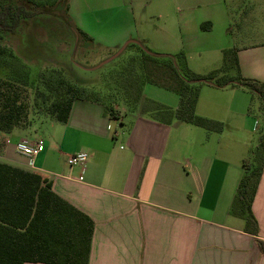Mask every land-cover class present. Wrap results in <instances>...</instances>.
Wrapping results in <instances>:
<instances>
[{"label":"crops","instance_id":"1","mask_svg":"<svg viewBox=\"0 0 264 264\" xmlns=\"http://www.w3.org/2000/svg\"><path fill=\"white\" fill-rule=\"evenodd\" d=\"M67 12L78 31L111 53L136 44L171 56L168 30L176 25L220 27L229 37L233 25L259 30L245 47L230 40L204 51L234 48L240 75L264 83V0H68ZM241 88H200L195 113L221 122V133L180 121L165 125L142 111L112 121L103 104L76 100L66 124L48 137L0 134V163L50 181L57 196L93 221L87 264H264L255 238L243 232L244 221L230 214L242 161L253 149ZM160 89L172 96L150 100L176 108L177 94ZM260 104L264 125V100ZM21 139L43 142L32 167L15 151ZM77 152L86 162L69 167L68 157ZM251 211L264 242V165Z\"/></svg>","mask_w":264,"mask_h":264},{"label":"trees","instance_id":"2","mask_svg":"<svg viewBox=\"0 0 264 264\" xmlns=\"http://www.w3.org/2000/svg\"><path fill=\"white\" fill-rule=\"evenodd\" d=\"M44 1L54 6L58 0ZM33 5L39 7L41 4L35 0H21L13 9L0 6V40L3 33L15 34L22 20L45 11L32 9ZM201 29L208 28L202 24ZM78 33L92 42L86 34ZM127 47V59L114 73V82L110 84L111 89L120 91L126 108H135L142 98V88L148 84L178 96L175 109L143 100L142 112L153 121L165 125L180 121L208 133H221L224 127L221 122L195 113L200 88L204 85L195 83L198 80L218 88L244 87L264 100V83L240 75L234 48L222 51L219 69L201 76L188 69L183 53L152 55L136 44ZM8 57L20 60L11 48L0 44V72L9 67ZM148 66L158 81L147 74ZM27 70L10 68L6 75H0V134L8 135L15 129L30 126V113L48 115L57 123L66 124L74 101L101 103L95 90L70 84L60 70L40 75L35 82L30 80ZM104 113L112 121L120 118V112L112 107H106ZM263 165L264 134L258 137L250 157L242 161V177L230 207V214L244 221L243 232L255 238L262 256L264 242L257 239L258 224L251 206ZM93 230V221L57 196L50 181L0 163V264H87Z\"/></svg>","mask_w":264,"mask_h":264},{"label":"rangeland","instance_id":"3","mask_svg":"<svg viewBox=\"0 0 264 264\" xmlns=\"http://www.w3.org/2000/svg\"><path fill=\"white\" fill-rule=\"evenodd\" d=\"M35 1L41 5L39 7L33 5L31 6L32 9H44L45 11L32 18L22 20L16 28L15 34H2L0 44L11 48L20 60L8 57L9 67L1 71L0 75H6L10 68L18 70H27L28 68L30 80L35 82L40 75H47L51 71L55 73V71L60 70L63 77L70 84L95 90L101 99V103L105 107H112L116 111H119L123 119H130L133 113L141 112L142 103L145 99L150 100L152 97L172 96L171 93H166L162 89L148 84L142 88V98L135 105V108L133 110L126 108V103L123 101L124 97L120 91L111 89L110 84L114 82V73L124 63V60L127 59L128 47L118 56L111 59L117 52L111 53L96 42L83 39L78 33L69 12L66 10L68 0H58L54 6H50L49 1ZM20 4L21 0H0V6H8L12 9ZM160 29L163 30L164 28L160 26ZM168 31L173 36L171 40L169 39L170 44L166 46L172 51L170 55L175 56L178 53H183L188 69L208 73L211 70H205L206 68L203 67H210L211 65V67L220 68L222 55L214 51L206 53L204 51L206 47H214V44L218 42L227 43L232 40L234 41L232 45L236 48H242L251 41L249 35L259 30H253L249 27L240 29L233 25L231 37L225 34L226 31L220 27H215L212 30L191 27L188 30L186 28H179L176 25ZM256 41H262L261 35H259ZM202 68L203 70H201ZM150 70L148 66L147 74L149 76L152 74L153 79L158 81L154 77V72ZM240 90L245 92L243 94L246 98L245 111L248 115V123L252 131L249 134H245V136L250 141V148H254L258 137L264 134V125L260 115L261 104L254 92L244 87ZM30 120V126L24 129H15L14 131L22 132L21 134L26 138L42 139L48 137L49 134H54L55 128L60 126L59 123L48 115L41 114L37 116L30 113ZM255 121L257 122V129L253 131L252 127ZM116 124L118 128V123Z\"/></svg>","mask_w":264,"mask_h":264},{"label":"built area","instance_id":"4","mask_svg":"<svg viewBox=\"0 0 264 264\" xmlns=\"http://www.w3.org/2000/svg\"><path fill=\"white\" fill-rule=\"evenodd\" d=\"M44 146L41 140L30 142L27 139H21L15 145V151L17 154L27 159V165L32 167L33 159L43 152ZM87 160V155L83 152H77L67 159L69 167L82 166Z\"/></svg>","mask_w":264,"mask_h":264},{"label":"water","instance_id":"5","mask_svg":"<svg viewBox=\"0 0 264 264\" xmlns=\"http://www.w3.org/2000/svg\"><path fill=\"white\" fill-rule=\"evenodd\" d=\"M127 45V44H126ZM125 45V46H126ZM125 46H123L115 55H113L112 56V58L111 59H113V58H115L116 56H118L122 51H123V49H124V47ZM195 83H202V84H207V85H210V83H208V82H206V81H204V80H198V81H196Z\"/></svg>","mask_w":264,"mask_h":264}]
</instances>
